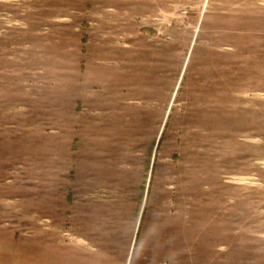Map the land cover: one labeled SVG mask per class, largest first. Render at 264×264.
I'll list each match as a JSON object with an SVG mask.
<instances>
[{"label":"rangeland","instance_id":"rangeland-1","mask_svg":"<svg viewBox=\"0 0 264 264\" xmlns=\"http://www.w3.org/2000/svg\"><path fill=\"white\" fill-rule=\"evenodd\" d=\"M0 264H264V0H0Z\"/></svg>","mask_w":264,"mask_h":264},{"label":"trees","instance_id":"trees-1","mask_svg":"<svg viewBox=\"0 0 264 264\" xmlns=\"http://www.w3.org/2000/svg\"><path fill=\"white\" fill-rule=\"evenodd\" d=\"M144 188V187H143Z\"/></svg>","mask_w":264,"mask_h":264}]
</instances>
